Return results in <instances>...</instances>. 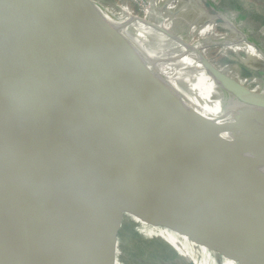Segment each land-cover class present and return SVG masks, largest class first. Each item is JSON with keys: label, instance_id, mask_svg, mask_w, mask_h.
Returning <instances> with one entry per match:
<instances>
[{"label": "water", "instance_id": "obj_1", "mask_svg": "<svg viewBox=\"0 0 264 264\" xmlns=\"http://www.w3.org/2000/svg\"><path fill=\"white\" fill-rule=\"evenodd\" d=\"M14 1L15 7L25 2ZM52 1L66 13L65 17L45 24L29 15H21L17 31L11 33L7 26L6 0H0V236L10 250L9 257L0 259V264H77L78 257L73 250L75 239L69 236L65 219L67 207H71L73 213L70 227L75 234H81L80 205L95 206L99 213L109 217L111 213L102 204L106 205L110 198L119 199L122 209L129 207V200H140L130 190L117 183L111 184L110 156H101L106 169L102 170L103 176L98 181L90 176L93 171L81 169L82 153L89 155L94 149L97 154L104 155L103 146H108L109 152L123 166L122 177L127 184H134L128 173L143 179L140 188L144 200L140 203L142 207H159L152 222L157 229L160 219L171 224L175 212L178 219L183 220V231L195 245L239 260L241 264H264V194L261 196L258 185L252 180L264 167V142L255 131L258 124L264 130V93H249L236 82L222 80L218 74L213 76L211 65L202 58L197 61L199 52L195 55V51L172 42L162 28L159 31L163 35L156 32L162 25V14L166 13L163 6H157L160 17L155 24L149 18L142 20L121 7L94 0ZM176 1L184 8L187 2L198 0ZM201 1L207 24L230 27L224 15L213 10L207 1ZM169 12L167 9L166 14ZM91 30L111 37L125 35L178 78L180 92L203 114L195 119L178 101H172L182 115L181 123L187 127L186 135L185 127L159 94V79L151 75L156 81L152 79L147 85L137 77L129 67L130 55L120 44L74 39ZM228 31L233 30L228 28ZM67 40L74 46L56 48ZM242 41L253 46L259 55L263 52L244 35ZM46 49L54 63L63 65L64 80L73 88L75 100L73 109H66L67 115L70 118L77 115L87 124L85 134L78 133L77 139L74 138L78 167L69 176L70 181L59 178L54 163L52 114L42 101L46 86L39 66L44 58L42 51ZM57 54L63 59H57ZM118 54L125 58L124 61L116 63L114 56ZM121 77L125 81L122 85ZM110 80L112 88H109ZM130 85H134L129 88L132 102L126 103L122 87ZM221 89L236 92V99L252 112L249 125L242 115L235 116ZM76 101L92 106L93 115L108 139L107 136L106 139L99 136L100 142L94 139L91 124L77 108ZM100 105L109 114L115 111L128 135L125 141L131 153L128 164L113 151L111 129L104 123L102 111L98 110ZM87 117L91 120L89 113ZM189 136L194 139L196 148L187 140ZM206 138L220 153L224 170L219 167ZM143 142L147 150H143ZM94 161L90 157L91 165ZM147 168H154L171 180V189L160 192L151 185L146 180ZM53 169L56 193L52 191ZM112 170L117 172L115 168ZM77 183L84 187V196ZM59 194L64 196L65 204H61ZM187 213L195 220L194 227L188 223ZM141 220L144 219L141 217ZM117 233L114 231V235ZM114 249L115 242H111L109 247L100 248L95 256L91 248L87 250L89 259L85 263L93 264L92 256L101 264L103 256Z\"/></svg>", "mask_w": 264, "mask_h": 264}, {"label": "rangeland", "instance_id": "obj_2", "mask_svg": "<svg viewBox=\"0 0 264 264\" xmlns=\"http://www.w3.org/2000/svg\"><path fill=\"white\" fill-rule=\"evenodd\" d=\"M94 1L100 3L105 2L104 0ZM205 1L209 3L213 10L215 9L216 11L225 14L224 16L230 24V27L228 28L229 30L233 31H228V28H222L221 26H216L212 23L207 24V21L205 20L207 16L205 15L202 8L201 0H198L197 2L194 1V3L187 2L184 8L178 4L177 7L176 4L172 2V0H154V2L159 4V6L162 5L165 8L166 13L167 9H170L169 13L171 14L167 15L166 13H163L161 17L162 20L159 19L161 21L160 24L162 23V31L165 34H168L167 36L172 42L177 43V45L181 46L182 48H187V50L191 49L192 51H195V53L199 52V57L209 65H211L214 73L216 74H214L213 76L217 77L218 74L222 76V80L234 83L236 82V85L238 87H242L245 90H248L249 93H264V51L261 53V55H258L259 59L262 62L258 64L255 60L251 62L250 66V64L248 63L249 60H254L253 57H248L244 51L234 52L232 50V48L234 50L236 49L235 46H239L242 44L241 41L244 35L242 34V32L250 30L252 31L251 27L257 26L259 22H262L264 18V0H254L258 5H256L254 2H251L250 0H246V3L243 4H233L232 2H225V0H220L219 4L218 0ZM107 2V5L121 7L142 20L147 19V17L142 12H140V9L134 6V4L130 0H109ZM260 2H263V4L261 5ZM172 3L174 6H172ZM226 6H231V9L228 11H223V8ZM236 7H238L237 10H235ZM151 22L158 24L157 19L155 21L153 19ZM155 31L158 32L157 30ZM240 34H242V36ZM246 37L250 41L253 40L251 37ZM254 38L258 39L261 48H264V35L256 36ZM72 46H74V44L71 43L70 40H67L60 43L56 48L69 49ZM78 47L82 49V46L79 45ZM42 56L44 58L40 63L39 70L41 71V79L46 86L45 93L42 94V101H44L43 103L50 110V112L52 111V117L50 120V124L52 126H50L53 129L54 133L57 132L56 134H54L55 140L53 141L54 147L56 148L54 163L57 167L59 178L61 180L70 181L69 176H71L74 172V169H77L78 167L76 156L74 153V148L76 147L74 138L77 137L78 133L85 134L87 130V124L84 123L82 119L77 115L76 118L72 119H70V117L67 115L66 109H73L72 103H74L75 95L73 92V88L69 86L64 80L66 73L63 65L59 62L54 63V61L50 59V57H48L47 49L42 51ZM199 57L197 56V61L200 60ZM114 58L117 59L116 63L122 62L125 59L123 56L121 58L120 54H118L117 57L114 56ZM254 64H257L258 66L255 67ZM248 72L253 74V79L248 77ZM112 82L113 81L111 80L108 82L109 88H112V86L110 87V84ZM119 82L122 85V83L125 82L124 78H119ZM131 86L134 85H130L129 87L125 88L124 86L122 87L125 92L124 97L126 99H124L126 103L132 102L129 96V88ZM221 91L235 116L238 117V115H242V117L245 118L244 120L246 124L249 125V117H252V112L247 108L245 104L236 99V92L227 90L223 91L222 89ZM64 93L67 95H64ZM65 96H68L69 98H66ZM167 106L171 111L174 112L175 115L178 114V112L171 108L169 104H167ZM98 110L102 111L100 112V114L104 115L103 117H105L104 123L111 129L110 131L114 143V153L123 163H130L129 161L131 159V153L129 147L125 143L128 135L126 134L125 129L122 127V123L117 118V114H115V111L110 114L107 113L101 105L99 106ZM199 122V124L204 126V123L202 121ZM181 126L185 127L182 123ZM262 127L263 126L261 124H258L255 128V131L256 136L264 142V130ZM186 128L187 127L184 128L185 131ZM147 149L148 147L144 143L143 150ZM92 150L95 151L94 149ZM59 199L61 204L66 203L63 195L59 194ZM203 202H205V200L202 201V203ZM182 221L181 219H178V215L175 212L174 221H172V223L174 224H169L164 219L158 220L160 224L159 230L161 232H166V236H169V238L173 239L169 241L173 247L171 248L175 253V256L177 257L180 252H187L186 250L191 248V244H195L189 237H187V232L183 231L185 227ZM178 222H180L181 224H178ZM116 236L117 240L115 242V248H117V250L114 249L112 253H109L106 256L104 255L101 264H114L115 259L117 264H148L144 260L139 258V255L143 253L142 251L150 247L148 241H136L131 234H127V240L126 243H124L121 240L122 236L120 235V233H117ZM211 254L217 261L219 260V262L225 261L228 264H241V261L228 259L224 257V255H221V253L219 252H213ZM152 255L162 264H183L180 259L172 261L159 256V253L156 254L154 252V249L152 250ZM91 261L93 264H97L96 259L92 256Z\"/></svg>", "mask_w": 264, "mask_h": 264}, {"label": "bare ground", "instance_id": "obj_3", "mask_svg": "<svg viewBox=\"0 0 264 264\" xmlns=\"http://www.w3.org/2000/svg\"><path fill=\"white\" fill-rule=\"evenodd\" d=\"M104 1H105L103 2L104 4L106 3L108 4L107 1L109 0L107 1L104 0ZM14 3H15L14 0H6V10L5 11H6V16H7V26H9L11 33H15L17 31L21 15H29L35 21L39 23H45V24L54 22L55 20L66 16V13L52 0H25L23 5H18V7H15L16 5ZM74 39L77 41H81V42H89L90 40L98 39V40L110 41V42L120 44L124 48V51L127 52L128 55H130L131 63L129 67L137 77H139L147 85H149V83H151V81L153 80L156 81L153 77H155L156 79H159V81L161 82L160 84L157 82V85L159 86V94L161 95L162 99L165 101L166 104H169L171 108H173L174 110L178 112V114H176L174 117L179 119L180 123H181L180 118H182V116L180 112L173 106L172 104L173 100L178 101L189 116L195 119H199L201 118V116H203V114L201 113L199 108L196 106V104L192 100L185 97L180 92L179 88L177 87L178 78L171 71H169L163 64H161L160 61L157 60L149 51H147L141 45L131 41L125 35H118V36L111 37V36L105 35L104 32L91 30L88 33H84L79 36H76ZM242 44H248V43L246 41L245 42L242 41ZM61 56L62 55L57 54L56 58L63 59V57ZM69 81L73 83L74 79H69ZM64 95H67V94L64 93ZM65 97L67 98L68 96H65ZM87 104L80 102V101L78 102L76 101L77 108L81 111V113L85 116V118L91 124L90 129H91V133H93L94 135V139L100 142L99 136H101V139L102 137L106 139L107 135H104L105 132L103 131V128L101 130L98 119L93 115L92 106L89 103ZM44 111L46 114L45 108H44ZM87 113H89V116L92 121L88 119ZM46 117H48L47 114H46ZM56 133L57 132H55L54 134ZM185 135H186V131H185ZM107 139H108V136H107ZM206 139L209 145L211 146V148L213 149L214 154L217 157V160L219 161V167L222 170H224L225 164H224V161L221 159L220 153L214 147L212 142L208 138ZM187 140L192 144V146H194V148H196L194 139L191 138V136H189ZM83 147L86 148L87 146L85 145ZM90 147H92L91 144H90ZM109 149L110 148L108 146L107 147L103 146L104 155H99L93 150H91V154L89 155L84 156L82 153V156L80 157V163H79L81 166V169L83 170L87 169V170L93 171L90 173V176L94 177L95 179L97 178V181H98L99 177L103 176L102 170L105 171L106 169V165L103 163L104 160L101 159V156L106 157L108 155V157L110 156V164H112V166L110 165L111 167H109L111 168V171H109V175L111 178L110 179L111 184L117 183L119 186L130 190L135 198L140 199L141 201L144 200L142 198L143 195H142L141 188H140V184L142 183L143 179L140 178L139 176L128 173L127 175H130L132 177L134 184H132L133 186L127 184V182L122 177L124 176L121 172V167L123 168V166L119 164L116 157L112 156V154L109 152ZM202 151L203 153H205L203 148H202ZM262 153L264 152L262 151ZM90 157L91 159L95 160L93 162L94 163L93 165L90 164ZM115 166H117V168ZM113 168L117 169L118 173L114 172V170H112ZM52 178H53L52 179L53 181L52 191L56 193L57 190H56V184H55V169H53ZM146 180L151 185L156 187V189L159 190L160 192H167L172 187V183H171L172 181L167 179L166 176H164L161 172L155 170L154 168L152 169L147 168ZM252 180L256 182V184L258 185L259 190L261 192V196H262V194H264V167L258 170L257 174L252 177ZM77 187L79 188V190H82L81 195L84 196V193H83L84 187L82 186V184L77 183ZM121 192H124V191H121ZM140 200L133 202L131 199L129 200L130 202L129 207L127 209H124V208L122 209L120 208L122 206V203L120 202L119 199L110 198L109 200H107L106 205H105V202H103L102 204L103 208L106 209V211L111 213V216L109 217H106L102 215L101 213H99L97 211V207L95 206L94 207L92 206L83 207L82 205H80L81 222L83 224V229H82L81 234L79 233L75 234L74 228L70 227V223L72 222L71 217L73 213L71 211V207L69 206L67 207L65 211V214H66L65 219H66L67 225L69 226L68 227V230L70 233L69 236L71 235L75 239L74 243L77 248L75 249L74 248L75 246H73V250H75V253L78 257L77 264H86L85 261L89 259L87 250L89 251V249L92 248L94 250L95 256H97L100 248L104 247L105 249L110 246L111 242H116L117 236L116 234L114 235V231H118L120 233V235L122 236L121 240L124 243H126L127 234H131L132 237L136 241L138 240L148 241L149 242L148 244H150L149 245L150 247L147 249H144L142 251L143 253L139 255L140 256L139 258H141L148 264H162L159 262V260H157L152 255L153 249L156 254L159 253V256H162L165 259L172 260V261L180 259V261H182L183 264H228L225 261H221V262H219V260L217 261L215 257L212 256L211 252L195 244L190 245V243L189 245L191 248L186 250L187 252L181 250L182 252L180 253L178 252L179 253L178 257L175 256V253L172 250L173 247L169 241L173 239L169 238V236H166L167 234L166 232L164 231L161 232L152 223L155 215L158 213L159 207H142ZM131 203L133 204L131 205ZM104 206H107V207H104ZM141 217L144 220H141ZM187 217H188V223L190 225H193L194 227L195 220H193V218L190 216V213H187ZM109 237H111V240L109 239ZM107 239H109L110 241L109 240L107 241ZM106 242L109 244H107ZM115 250H117V248H115ZM9 254H10L9 247L2 240V237L0 236V259L9 257ZM114 264H117L116 259H115Z\"/></svg>", "mask_w": 264, "mask_h": 264}, {"label": "crops", "instance_id": "obj_4", "mask_svg": "<svg viewBox=\"0 0 264 264\" xmlns=\"http://www.w3.org/2000/svg\"><path fill=\"white\" fill-rule=\"evenodd\" d=\"M147 1H149V2H151V3H153V4H155L156 6H159V4H157L156 2H154V0H147ZM213 1H216V0H213ZM226 1H228V2H232L233 4H236V3H241V4H243V3H246V0H243V1H241V0H225V2ZM251 2H254L256 5H258L254 0H250ZM260 1H262V0H260ZM172 2H174L175 4H176V6L178 7V5L177 4H179V3H177V1L176 0H172ZM220 3V0H218V4ZM260 3H262L263 4V2H260ZM161 7H162V5H160ZM172 6H174L173 5V3H172ZM171 8V7H170ZM172 9H173V7H172ZM231 9V6L230 7H224L223 8V11H228V10H230ZM238 9V7H236L235 8V10H237ZM222 13V12H221ZM171 14V13H170ZM222 15H225L224 13H222ZM264 17V16H263ZM255 27H256V29H255ZM159 29H161V27L160 28H158L157 27V31L159 32V34H162V33H160V31H159ZM251 29H252V31L250 30V31H246V32H242V34H244V35H246V36H248V37H251L253 40H252V42L255 44V45H257L260 49H261V51H264V48L262 47L261 48V46H260V44H259V40L258 39H255L254 37H256V36H263L264 35V18H263V20H262V22H259L258 23V25L257 26H253V27H251ZM163 35V34H162ZM168 38V37H167ZM235 50L234 49H232L234 52H238V51H244L245 52V54L248 56V57H253V59L254 60H252V61H250L249 60V63L248 64H250V66H251V62H253V61H257L256 63H258V64H260L262 61L259 59V57H258V52L253 48V46H251L250 44H241V45H239V46H235ZM250 49V50H249ZM253 52V53H252ZM198 53H195V55H197ZM198 56V55H197ZM256 56V57H255ZM199 57V56H198ZM255 57V58H254ZM200 58V57H199ZM254 66L256 67V66H258L257 64H254Z\"/></svg>", "mask_w": 264, "mask_h": 264}, {"label": "built area", "instance_id": "obj_5", "mask_svg": "<svg viewBox=\"0 0 264 264\" xmlns=\"http://www.w3.org/2000/svg\"><path fill=\"white\" fill-rule=\"evenodd\" d=\"M134 6L138 7L140 9V12H142L149 20L154 21L160 17V12L158 7L147 1V0H130ZM232 48V47H231Z\"/></svg>", "mask_w": 264, "mask_h": 264}, {"label": "trees", "instance_id": "obj_6", "mask_svg": "<svg viewBox=\"0 0 264 264\" xmlns=\"http://www.w3.org/2000/svg\"><path fill=\"white\" fill-rule=\"evenodd\" d=\"M248 75H249V76H248L249 78H252V79H253V74H252V73H249V72H248ZM248 77H247V78H248ZM249 80H251V79H249Z\"/></svg>", "mask_w": 264, "mask_h": 264}, {"label": "flooded vegetation", "instance_id": "obj_7", "mask_svg": "<svg viewBox=\"0 0 264 264\" xmlns=\"http://www.w3.org/2000/svg\"><path fill=\"white\" fill-rule=\"evenodd\" d=\"M233 49V48H232Z\"/></svg>", "mask_w": 264, "mask_h": 264}]
</instances>
